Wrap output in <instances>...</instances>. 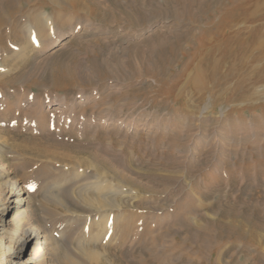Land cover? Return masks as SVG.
<instances>
[{
    "label": "rangeland",
    "instance_id": "1",
    "mask_svg": "<svg viewBox=\"0 0 264 264\" xmlns=\"http://www.w3.org/2000/svg\"><path fill=\"white\" fill-rule=\"evenodd\" d=\"M21 1L0 28V181L17 180L18 211L44 228L41 264H138L152 252L163 264H264V62L241 67L231 56L220 60L223 75L232 69L221 89L190 84L205 55L193 54L197 37L209 21L239 17L238 0H199L209 17L189 0H97L102 20ZM11 195L0 191L1 208ZM227 209L243 235L216 237ZM5 249L0 264H17Z\"/></svg>",
    "mask_w": 264,
    "mask_h": 264
},
{
    "label": "bare ground",
    "instance_id": "2",
    "mask_svg": "<svg viewBox=\"0 0 264 264\" xmlns=\"http://www.w3.org/2000/svg\"><path fill=\"white\" fill-rule=\"evenodd\" d=\"M46 1H51V4L62 3L63 5L68 6L70 8L84 11L86 15L99 19V20H102V17H103V15H100V13H98L97 4L99 1L97 0H87L88 2L86 0H46ZM245 1H250V0H238L237 2L236 8H238L241 12V15L239 17H237L238 16L237 14V15H234L233 19L230 20L229 15L225 14L221 18L219 23H212L211 21H209L207 25L205 26L203 33L201 32L202 35L197 37V42H196L198 46L196 49L197 52H193V54L195 53L197 55L202 50H205V55L202 58L200 57L197 60V62L193 64L195 75L192 77L190 84L198 92H200L201 89L205 90L211 86L218 87L219 89L222 88V85L224 84L226 77L229 76L228 73L231 72L232 69L230 70L228 69L227 70L228 72H226V74L223 75L220 71V67L222 65L220 60H222L223 62L228 57L235 56L237 58V62H239L241 67L245 65L247 66L248 62L255 60V59H261L264 62V24L261 23L260 25L256 26L255 29L253 30L251 28H249L250 30L247 29L248 27L241 28L240 26H236L238 25L237 23H239L240 19L245 22L253 21L255 19H257L256 21H260V20L262 21L264 19V0H256L255 3L253 4L254 6L252 9L243 6ZM27 2L28 0L21 1L22 5H24V3L27 4ZM188 3L190 5L192 4L193 6H195L200 11V15L204 14V16H208V17L210 16V13H209L210 10L207 11L204 8V7H207V8L210 7L209 4L208 5L206 4L203 7V3L199 0H191V2L189 0ZM180 5H182V9L184 11L188 10V7L185 1ZM20 6L21 4L15 5L12 2V0H0V28L6 24L7 19L10 20L9 18L13 17L14 15H16V13H18ZM206 13H209V14H206ZM230 14L233 15L234 13L230 11ZM36 15H34L32 19L34 20L35 24L39 26L42 20ZM43 17H44L43 22L48 23L49 22L48 18L45 16ZM195 19L196 17L190 16L189 18L185 20L196 21ZM103 20H106V19H103ZM34 29L35 28L32 26V24L29 25V28L27 29L28 36L30 35L31 38H34L35 35L38 33L37 30L36 29L34 30ZM38 30L39 32H42L41 29L38 28ZM12 32H13L14 38L23 37L22 32H19L15 27L13 28ZM224 32L226 33L225 35L223 34ZM189 36L191 37L192 34ZM210 39H213V41L211 42ZM219 49H221V54H220V57L216 59L214 57L215 55L214 52H216ZM176 52L177 51H172L171 55L175 57ZM208 71L210 72L209 74L207 73ZM89 163L96 164L97 165L96 167L98 168L100 167L99 169L103 170V172L105 173L112 171L111 164L96 154H91ZM16 183H17V180H14L12 178H9V179L5 178L0 181V191L2 192L3 190L6 192V194L9 192L13 194V196L11 195V198L7 200L6 202V204L7 203H10V204L7 206L3 205L2 208L0 207V232L1 234L4 233L7 235V241H4L3 237L0 238V247H5L6 248L5 250H7L9 253L10 251H12L11 252L12 255H16V257L11 261L12 263L18 261L17 264H30L32 263L33 259H35L37 264H41L45 261V258H46V253L41 252V247L44 243L45 244L48 243V241H46L48 237L44 233L45 231L43 227L39 225H33V226L28 225V221L24 217L25 211L23 212L18 211V207L22 203L23 198L21 197L22 194L19 192L20 187ZM204 197H206V195H204ZM1 201L2 200H0V205H2ZM90 203L98 204L100 207H103L106 205L103 199H94V200H91ZM10 206H12L13 208L10 209ZM13 209H15L16 212L17 211L18 212L11 219L9 220L4 219V216L8 214V210H13ZM220 215H221L219 216L220 219H218L219 222L215 223L216 224L215 229H216V234H217L216 237L217 236L222 237V235H224L225 233H233V234L236 233L239 235L243 233V230L241 229L240 227L241 225L239 223L238 224L240 226L232 223L233 221H230L231 219L227 220L226 217H228L229 219L230 217L229 215L231 216L233 215L234 217V213L231 210H228V209L224 210L223 212L220 213ZM192 223L193 225H195L194 227H198V229L199 227H201L199 226V223L197 222H192ZM104 227L109 228L110 227L109 222H106ZM203 229H205V227H203ZM145 230L147 232L148 228L145 229L144 227V231ZM129 231H130V228H126L123 230V233L128 234ZM251 232L252 231H250V233ZM258 237L261 239L263 236L261 237L260 235H258ZM28 243L31 248L25 252L27 253V255L25 254L23 256H20L19 253H22L24 251V249H21V247H25L26 244ZM49 244L50 243H48V245ZM16 248L19 251L17 250H16L17 252L14 251V249ZM55 249L56 248L54 247L49 248L48 253L50 254V256H53V257L55 256ZM143 249H145V245ZM149 255H150L149 256L150 259L148 262H142V263L139 262L138 264H163L162 260H159L153 252L151 254L149 253ZM90 257L95 259L96 255L94 253H90ZM165 261H166V258H165ZM106 264H125V263H122L121 261L117 262L116 260V263L113 261L112 263L108 261Z\"/></svg>",
    "mask_w": 264,
    "mask_h": 264
}]
</instances>
